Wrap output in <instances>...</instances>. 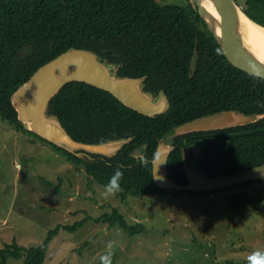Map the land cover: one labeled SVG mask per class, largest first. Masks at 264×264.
I'll use <instances>...</instances> for the list:
<instances>
[{
    "label": "trees",
    "instance_id": "trees-1",
    "mask_svg": "<svg viewBox=\"0 0 264 264\" xmlns=\"http://www.w3.org/2000/svg\"><path fill=\"white\" fill-rule=\"evenodd\" d=\"M241 7L264 27V0H246ZM71 48L94 51L107 63L119 66L121 77L148 76L146 90L164 91L169 99L167 112L149 117L86 83L71 82L61 89L51 100L48 114L59 117L79 142L128 138L129 143L115 155L68 152L29 131L18 119L13 93L38 68ZM231 110L260 118L204 138L206 147L199 163L206 175H232L264 164V79L229 62L201 17L196 0L185 6L162 5L158 0H0V118L16 132L34 135L65 153L103 187L116 167L123 165L122 190L116 194L122 202L164 193L207 194L160 189L150 161L160 140L174 128ZM197 133L171 136L167 170L175 183L188 182L184 162L189 143L186 145L184 138ZM141 158L150 163L142 165ZM256 183L264 181L246 184ZM230 201L237 212L247 206L249 194L238 190ZM91 220L130 234L139 230V224H131L120 208H113L96 219L58 225L39 246L23 247L17 241L6 244L0 249V264L12 259L22 260V264H45L50 244L61 230L73 233ZM226 264L247 262L229 260Z\"/></svg>",
    "mask_w": 264,
    "mask_h": 264
},
{
    "label": "rangeland",
    "instance_id": "rangeland-1",
    "mask_svg": "<svg viewBox=\"0 0 264 264\" xmlns=\"http://www.w3.org/2000/svg\"><path fill=\"white\" fill-rule=\"evenodd\" d=\"M192 1L158 0L181 6ZM236 1L246 5V0ZM103 190L65 153L34 135L16 132L0 118V249L13 241L28 248L39 246L58 225L96 219L113 208H120L131 224H139L138 232L111 229L95 220L73 233L61 230L45 264H100L110 242L113 264L247 262L253 250L264 249V183L209 194L132 197L125 202L116 195L104 198ZM238 190L247 192L250 201L235 212L230 196Z\"/></svg>",
    "mask_w": 264,
    "mask_h": 264
},
{
    "label": "water",
    "instance_id": "water-1",
    "mask_svg": "<svg viewBox=\"0 0 264 264\" xmlns=\"http://www.w3.org/2000/svg\"><path fill=\"white\" fill-rule=\"evenodd\" d=\"M209 1L212 4L209 5L210 10L207 18L196 0L199 13L229 62L237 68L264 79V63L256 62L240 48L237 42L235 30L237 12L241 11L245 15L246 13L235 0ZM249 19L255 22L251 18ZM119 70L120 67L107 63L94 51L71 48L38 68L30 79L13 93L12 103L18 113V119L29 131L68 152L83 150L112 156L128 144L129 139H117L96 144L79 142L68 133L59 117L48 114V108L51 100L64 86L71 82H82L111 93L124 106L144 116L154 117L168 111L170 103L165 93L155 100L153 93L145 90L147 77H121ZM258 118L260 117L246 116L234 110L222 111L178 126L171 130L166 138L200 130L248 124ZM165 139L160 140L156 151L164 157L163 162L157 166V171L155 164L152 163L154 180L160 189L209 193L251 181H264V164L232 175L210 177L194 172L184 163L188 182L175 183L168 175L167 160L171 155L172 147Z\"/></svg>",
    "mask_w": 264,
    "mask_h": 264
},
{
    "label": "bare ground",
    "instance_id": "bare-ground-1",
    "mask_svg": "<svg viewBox=\"0 0 264 264\" xmlns=\"http://www.w3.org/2000/svg\"><path fill=\"white\" fill-rule=\"evenodd\" d=\"M205 17L209 16V0H198ZM237 42L240 48L258 63H264V27L238 11L235 20Z\"/></svg>",
    "mask_w": 264,
    "mask_h": 264
},
{
    "label": "clouds",
    "instance_id": "clouds-1",
    "mask_svg": "<svg viewBox=\"0 0 264 264\" xmlns=\"http://www.w3.org/2000/svg\"><path fill=\"white\" fill-rule=\"evenodd\" d=\"M163 159L164 157H162L158 152L153 154V158L150 162L155 164L156 171H157V166L163 162ZM150 162L146 158H141L140 160V163L144 166H147ZM123 177H124L123 165H118L114 170L113 174L110 176L108 182L104 185L102 196L104 198H107L109 196H115L117 193H119L122 190L121 181ZM114 255H115V251L113 249L112 243L110 242L105 253L101 255L99 258L100 264H113ZM246 260H247V264H264V249L253 250L247 256Z\"/></svg>",
    "mask_w": 264,
    "mask_h": 264
},
{
    "label": "flooded vegetation",
    "instance_id": "flooded-vegetation-1",
    "mask_svg": "<svg viewBox=\"0 0 264 264\" xmlns=\"http://www.w3.org/2000/svg\"><path fill=\"white\" fill-rule=\"evenodd\" d=\"M142 77H147V79H148V76H142ZM139 78H141V77H139ZM147 79H146V81H147ZM146 81H145V90H146ZM147 92H151V91H147ZM151 93H153L154 98L156 100V99H159L161 94L165 93V92L164 91H160L159 93H154V92H151ZM202 117H204V116H202ZM243 125H246V124H236V125L228 126V127H221V128H216V129H210V130L195 131V132H198V133L193 135V136H191V137L184 138V143L186 145H188V143H189V145H188V153H187V156L185 155L186 156V158H185L186 160H185L184 163H187L188 167L191 170H193L194 172L206 175V174L201 172L200 163H199V158L202 156L203 150L206 147V141H204V138L207 137V136H210V135H212V136L217 135L215 133L217 131H221V130L228 129V128H235L237 126H243ZM124 139H128V138H124ZM190 140H192V142H190ZM165 141L172 147L171 136L167 137L165 139ZM195 164H196L198 169H195ZM207 176H209V175H207ZM210 177H212V176H210ZM213 177H215V176H213Z\"/></svg>",
    "mask_w": 264,
    "mask_h": 264
},
{
    "label": "built area",
    "instance_id": "built-area-1",
    "mask_svg": "<svg viewBox=\"0 0 264 264\" xmlns=\"http://www.w3.org/2000/svg\"><path fill=\"white\" fill-rule=\"evenodd\" d=\"M18 167H20L19 165H17Z\"/></svg>",
    "mask_w": 264,
    "mask_h": 264
}]
</instances>
